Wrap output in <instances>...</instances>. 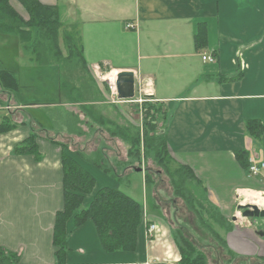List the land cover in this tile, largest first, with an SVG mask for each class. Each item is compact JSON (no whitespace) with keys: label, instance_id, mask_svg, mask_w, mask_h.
Returning a JSON list of instances; mask_svg holds the SVG:
<instances>
[{"label":"crops","instance_id":"0c3cea01","mask_svg":"<svg viewBox=\"0 0 264 264\" xmlns=\"http://www.w3.org/2000/svg\"><path fill=\"white\" fill-rule=\"evenodd\" d=\"M35 1L55 8L64 32L68 29L79 37L81 64L85 65L80 70L90 81L91 78L97 81L95 88L101 96L94 103L74 98L68 101L78 102L65 106L56 103L57 113L65 110L66 115L75 119L81 117L80 105L87 108L95 105L96 118L113 116L123 121V111L118 106L122 103H116L117 98L112 94L114 79L118 72L133 71L138 94L165 107L168 120L164 133L174 160L193 171L212 203H216L217 197L222 201L219 210L222 217L229 220V201L223 197L231 192L243 190L246 185L257 188L259 184L264 194V167L258 176L250 178L234 157L237 151L248 154L252 151L264 164V130L256 144L244 132L249 120L260 121L264 128V55L255 49L260 44L256 35L264 25V0ZM10 4L24 20L27 18L15 0ZM200 23L205 25L206 47L197 53L193 39ZM127 24L133 28H126ZM65 36L66 33L62 34L60 46ZM8 37L0 36V49L4 50L0 51V70L17 77L12 68L5 66V61L14 64L11 58L20 53L21 45ZM203 52L213 56L215 63L203 62ZM239 68L243 73L240 81L218 83L216 80L219 76L235 75ZM99 71L104 76L107 74L106 77L114 76L113 85L107 79L100 80ZM63 83L66 89L79 88L74 82ZM18 90L6 92L0 88V107H9L0 110L1 120L10 118L17 126L0 134V249L6 251L27 245L26 258L19 256L17 264H56L51 230L55 213L62 208L60 150L46 137L66 143L58 140L49 125L46 130L38 129L32 119L29 124L37 131L41 160L13 155V147L28 137L24 126V119L30 117L28 111L48 106L21 102L14 95ZM65 137L73 144L71 149L89 141L86 136L77 139L66 133ZM94 141L90 143L92 147ZM137 173L143 188L141 200H135L142 207L135 252L106 253L92 222L75 228L69 220L64 264H177L180 257L172 234L173 229H182L176 222L178 210L175 206L164 210L160 199L159 203L156 199L157 191L151 187V192L146 191L144 173ZM99 175L105 181L94 179V189L85 197L84 207L99 189L110 185L114 186L111 189L129 196L117 188L119 184L114 180L100 172ZM147 198L155 202L153 211L145 208ZM162 203L169 205L166 199ZM152 226L154 229L150 232ZM246 239V246L231 242L229 234L225 240L228 249L229 246L234 249L232 243H235L237 250L256 248L262 252L257 256L264 257V239L259 238L256 243L249 233Z\"/></svg>","mask_w":264,"mask_h":264},{"label":"trees","instance_id":"16d2710c","mask_svg":"<svg viewBox=\"0 0 264 264\" xmlns=\"http://www.w3.org/2000/svg\"><path fill=\"white\" fill-rule=\"evenodd\" d=\"M10 1L0 0V36L16 37L25 51L31 52L36 51V49H44L43 54L54 53L57 59L61 60V70L62 68H68L69 70L73 68L74 66L70 63L73 58L79 59L80 67L85 66L81 64L83 57L79 37L72 34L71 30L66 29L67 31L64 32L58 17V11L55 8L42 5L35 0H15L27 15L24 20L12 7ZM64 33H66V36L63 37L62 45L59 47V36ZM193 41L195 52L199 53L205 49L206 30L203 23L197 24V32ZM39 58L37 57V59ZM242 78L243 73L239 68L235 75L230 77L219 76L216 80L218 83H229L240 81ZM91 82L95 83L97 81L91 78ZM59 86V94L63 89L65 100H61L62 102H57V104L65 106L66 104L78 102L68 101L72 98L74 100L80 99V96H74V90L78 89H66L61 79L59 80ZM0 88L6 92H15L19 89L18 78L11 72L0 70ZM85 89L88 90V88ZM100 99L101 96L96 100L88 99L82 102L94 103L100 101ZM89 106L88 108L82 105L78 107L82 119L79 115L78 117L81 120L75 118L67 124L63 122L58 128L66 126V133L70 137L77 139L85 136L87 139L90 135V139H97L98 144L86 148L85 145H89L87 142H85V145L78 143L76 145L77 148L71 149L73 144L67 145V143L54 141L55 138L53 140L46 137L60 150L62 208L55 213L51 230V243L56 264H64L67 250L66 227L69 220H72L75 228L81 227L88 221L92 222L104 252L133 253L136 250V233L142 214V207L135 200L119 190L111 188L99 189L89 205L84 207L85 197L92 193L95 180L66 153V151L69 153V150L72 151L71 154H77L80 158L98 167L102 173L111 176L110 178L119 182H121L122 178L128 177L130 173L136 172V169H142L145 164H152L158 170L152 175L150 173L152 169L145 166L144 182L146 185L155 189L157 181L155 182L154 177L162 171L165 177L168 178V184L171 187L174 198L181 201V204L191 214L196 217L193 213L194 209H196L194 206L199 205L198 211L205 210L210 221L217 224L226 234L232 232L233 228L229 225V220L221 216L217 206L210 201L206 188L194 176L193 171L188 166L181 165L174 160L165 138L164 128L168 117L162 103L152 102L151 99L144 97V101L141 104L135 105L133 110L141 115L139 127L133 125L124 113H122L121 119L126 123L122 126L105 116H100L98 119L94 110L95 105ZM82 123H85L83 128H89L91 132L89 135L83 133ZM159 125L161 126L158 127ZM16 127L10 118L2 120L0 123V134L13 131ZM31 130L33 132L26 139L13 147V155H29L35 161H40L41 155L37 144V132L33 128ZM263 130L264 128L260 121L249 120L245 123L244 132L255 144L260 141ZM66 133H57L56 137H63ZM107 144L114 147L109 146L107 148ZM115 144L126 147L124 159L123 157L118 158L120 154ZM93 155L94 158L92 160L89 156ZM234 157L244 174H248L250 166L248 152L237 151L234 153ZM197 215L200 216V214ZM198 220L201 222V217ZM194 223L197 224L195 219ZM201 225L205 229L210 230L203 221ZM182 229L184 228L182 227ZM182 229L179 237L181 238L180 243H178L179 239L175 240L174 238L180 257L177 264H207L203 253H200L195 248ZM196 229L202 231L201 227ZM199 233L201 234V232ZM211 233L215 235L213 236L214 242L228 248L227 243L220 236H217L218 234H215V232ZM193 240L196 243L200 242L201 239L195 237ZM3 251L0 249V264L18 263L19 257L8 253L5 254ZM229 254L233 256L231 251H229Z\"/></svg>","mask_w":264,"mask_h":264},{"label":"rangeland","instance_id":"374dc122","mask_svg":"<svg viewBox=\"0 0 264 264\" xmlns=\"http://www.w3.org/2000/svg\"><path fill=\"white\" fill-rule=\"evenodd\" d=\"M256 40H258L259 46L255 48L257 51H261L264 55V25L262 26V30L257 33ZM7 39H12V41H15L18 43L16 37L9 36ZM62 41V36H59L58 39V45L60 47ZM64 50V48H63ZM0 51H4L3 49H0ZM20 53L15 54L11 59L14 61L13 63H10L8 61H5V66L12 68L13 72L17 75L18 82H19V90L16 95L20 98L21 102L24 103H34L39 105H46L48 106H39V109L29 110V116L24 119V126L26 128V132L28 136L33 131L31 128L34 129L33 126H31L29 123L32 119H34L37 122V128L46 130L48 128V125L51 127L49 130L56 136L57 133H66L67 127L62 126L60 128L59 125L63 122L67 124L68 122H72V118L70 115H66V111L57 113V110L55 108V104L58 102L57 100H65L64 90L62 89V92L59 94V91L56 89H59L60 86L57 83L61 79V82H74L75 87L78 90H74V96H80L79 100H96L100 98V94L95 88V84L92 83L88 76L83 74L80 70L79 66V59L73 58L70 62L74 67L70 70L65 72V68L61 67L60 65L61 60H58L57 57L54 55V53H45L44 49H36V51H24L19 46ZM42 54V56H41ZM37 57H40L37 59ZM63 62V61H62ZM63 64V63H62ZM1 66V65H0ZM58 72V73H56ZM61 74V76H60ZM101 71L98 72L97 77L101 79H107L112 84L114 76H107V74L104 76L101 75ZM103 77V78H102ZM113 85V84H112ZM102 86V85H101ZM103 87V86H102ZM85 88H88L86 90ZM61 90V89H60ZM55 91H58L55 93ZM103 91V89H102ZM105 92V91H104ZM111 93V89H108V94ZM56 96V98H55ZM59 97V99H58ZM112 97V96H111ZM142 98L138 92L136 93L135 98L132 100V102H121L122 104H119L122 108V113H124L127 118H129V121L133 123V125L140 126V113H136L135 104L137 100ZM55 108V109H54ZM111 109V107H110ZM113 111V110H112ZM114 113V111H113ZM112 112L108 113L107 115H114ZM116 115V114H115ZM113 121H116L119 123V125H124L126 123L125 121H120L117 118L110 116L107 117ZM0 122H2L0 117ZM85 126V123H82V128ZM159 125L158 127H160ZM35 130V129H34ZM37 132V131H36ZM83 133L89 135L91 132L88 127L83 128ZM58 140H62L67 145L72 144L70 141H68L65 137H59ZM86 140H89L87 144L90 145L92 143L91 141H94L93 139H90V135L87 137ZM50 142V141H49ZM47 141L46 143L49 144ZM97 144V140L94 141V146ZM109 145L107 144L106 147L108 148ZM116 148H118L120 156L118 158L123 157L125 155L126 147L120 144H115ZM99 147V146H98ZM114 147V146H113ZM13 153V149L11 150ZM68 155L77 163L79 167H81L85 172L88 174H92L91 176L96 180L105 181L102 176L99 175V172L102 173L98 167L93 165L90 162L85 161V159L80 158L77 154L73 155L71 154L72 151L69 150V153L66 151ZM111 155V154H110ZM173 156V155H172ZM92 160L94 158L93 156H89ZM174 158V156H173ZM249 159V158H248ZM151 170V174L154 175L155 171L158 170L155 166H152V164L148 163L145 164L142 169L144 170L146 167ZM98 171V172H97ZM144 173V171H142ZM104 174V173H102ZM105 175V174H104ZM248 176V174H246ZM107 176V175H106ZM111 177V176H107ZM157 177V178H156ZM156 177H154L155 182L157 181V186L155 191H157L158 194L155 193L156 199L158 201V198L160 199L161 205L164 207V210H167V206H169V209L174 207L173 204H175V209L178 210L177 212V224L178 227L182 226L183 232H185V236L190 238L189 240L194 244L195 248L200 252L203 253L205 256V259L207 261V264H264V257L257 256L260 252L256 248H252L251 250L247 249H235V243L238 245L246 246L248 240L246 239V234L249 233L252 237V239L257 243V240L262 239L260 236H258V233L263 231L264 229V223L262 219H250L245 218L241 215L242 211L237 208L238 205H244V204H255L260 209H264V194L261 193V189H259V184H257V188L254 187V185H246L243 187L240 191H237L233 194L231 192V195L224 196V199H227L229 201V225L232 226L233 230L232 232H229V238L232 243L234 249H231L229 246V251H231L232 255L229 254L228 248H226L224 245H221L220 243H216L213 240L214 234L211 232H215V234H218L217 236H220L225 242H226V236L228 234L225 233V231L217 226L213 221H210L207 217L206 211H198L199 205H195L193 213L196 215V217L187 210L182 202L178 199L174 198L173 192L171 190L170 185L168 184V178L165 177L164 173L162 171L159 172V174H156ZM249 177V176H248ZM255 178V177H250ZM112 179V178H110ZM113 180V179H112ZM117 184V188L121 191L125 192L129 196H131L134 200L140 201V194L141 190L143 188L142 186V179L140 178L139 173L132 172L129 174L128 177L122 178L121 182L114 180ZM252 182V181H250ZM106 186V185H104ZM110 188H114L113 185H110ZM103 188V187H102ZM149 188V189H148ZM152 189L150 186L146 185V191ZM217 193V190H214ZM243 192H245V195H243ZM154 193V192H153ZM151 194V193H150ZM218 194V193H217ZM230 194V192H229ZM214 198L216 195L214 194ZM162 199H166L167 202H169V205H166L165 203H162ZM174 202V203H173ZM155 202L151 198H147V201L145 203V208H148L149 211H153ZM159 203V201H158ZM218 209L220 210V206L222 205V201H218V197L216 200V203L213 202ZM259 204V205H257ZM166 206V207H165ZM153 209V210H152ZM161 211V209H160ZM174 212V211H173ZM200 214L198 216L197 214ZM183 216V217H182ZM236 216L237 221L232 222V217ZM195 217V218H194ZM201 217V222H199L198 218ZM164 220V218H162ZM174 219V218H173ZM194 219L197 222V224L194 223ZM3 223L6 224L7 220L5 218L2 219ZM205 223L208 225L207 228H210V230L205 229L201 223ZM5 226H2L4 228ZM175 227V226H174ZM202 228V231H200L199 228ZM198 228L199 231L196 229ZM204 230V231H203ZM181 230L179 228L173 229V237H175V240L179 239V242L181 241L180 232ZM208 233H206V232ZM201 232V234L199 233ZM197 237L200 240V242H193L194 238ZM174 241V240H173ZM251 246V245H250ZM228 247V246H227ZM255 247V246H254ZM27 245H22L20 247H17L16 249L12 250H6L3 251L5 254H12L16 257H21L22 259L26 258V254L28 250L26 249ZM2 249V248H1ZM4 250V249H3ZM178 250V249H177ZM259 251V252H258ZM44 253V251H42ZM19 257V258H20Z\"/></svg>","mask_w":264,"mask_h":264},{"label":"water","instance_id":"95a60500","mask_svg":"<svg viewBox=\"0 0 264 264\" xmlns=\"http://www.w3.org/2000/svg\"><path fill=\"white\" fill-rule=\"evenodd\" d=\"M114 89L116 93V98L118 101H131L135 98V78L133 71H121L115 75L114 79ZM150 98V97H146ZM136 172H142V169H136ZM239 210H243L241 215L245 218L250 219H262L264 223V209H260L255 204H244L238 205ZM232 222L237 221L236 216L232 217ZM258 235L264 239V230L259 232Z\"/></svg>","mask_w":264,"mask_h":264},{"label":"built area","instance_id":"2783aa9c","mask_svg":"<svg viewBox=\"0 0 264 264\" xmlns=\"http://www.w3.org/2000/svg\"><path fill=\"white\" fill-rule=\"evenodd\" d=\"M126 28H133L132 25H129L127 24L126 25ZM201 58H202V61L205 62V63H209V64H213L215 63V58L213 56H211L210 54H207V53H202L201 54ZM112 94L115 96L116 93L113 89L112 91ZM144 100L142 98H140L139 100H137L136 103L138 104H141ZM115 102H119L117 100H115ZM3 109H9V107L7 108H0V110H3ZM249 170H248V176L249 177H256L260 174L261 170L263 169L264 167V164L263 162L259 159V155L258 154H255L254 152L251 151V153H249ZM154 229V227H150L149 231L152 232Z\"/></svg>","mask_w":264,"mask_h":264},{"label":"flooded vegetation","instance_id":"af4514ba","mask_svg":"<svg viewBox=\"0 0 264 264\" xmlns=\"http://www.w3.org/2000/svg\"><path fill=\"white\" fill-rule=\"evenodd\" d=\"M242 212H243V210H242ZM264 230V229H263Z\"/></svg>","mask_w":264,"mask_h":264},{"label":"bare ground","instance_id":"6f19581e","mask_svg":"<svg viewBox=\"0 0 264 264\" xmlns=\"http://www.w3.org/2000/svg\"><path fill=\"white\" fill-rule=\"evenodd\" d=\"M257 205H259V204H257Z\"/></svg>","mask_w":264,"mask_h":264}]
</instances>
